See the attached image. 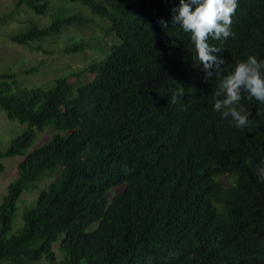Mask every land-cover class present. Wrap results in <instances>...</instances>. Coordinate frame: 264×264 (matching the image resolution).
<instances>
[{"label": "trees", "instance_id": "trees-1", "mask_svg": "<svg viewBox=\"0 0 264 264\" xmlns=\"http://www.w3.org/2000/svg\"><path fill=\"white\" fill-rule=\"evenodd\" d=\"M67 1L117 42L74 82L0 73V109L27 125L0 151V173L23 158L0 204V264H264V0ZM52 17L11 40L36 49L91 21ZM54 174L17 225L21 196Z\"/></svg>", "mask_w": 264, "mask_h": 264}, {"label": "rangeland", "instance_id": "rangeland-1", "mask_svg": "<svg viewBox=\"0 0 264 264\" xmlns=\"http://www.w3.org/2000/svg\"><path fill=\"white\" fill-rule=\"evenodd\" d=\"M51 4L50 13L43 16L33 13L25 6L17 8L18 0H0V73L16 72L22 88H48L61 76H70V80L74 82L76 72H81L107 55L109 50L107 43L117 42L113 34L107 33L108 22L94 17L84 6L71 5L67 0H51ZM59 7H67L71 13H80L91 21L84 27L71 26L58 37L37 42L36 49H30L11 40L12 35L24 32L31 23L40 27L49 25L53 19L52 14L56 13ZM75 42L82 46L81 50H70ZM87 78H91V75H87ZM26 128L27 125L9 120L0 109V151L5 152L11 141ZM53 133L55 130L52 128L36 132L34 144L28 149V153L48 143ZM22 160V157H11L2 161L4 170L0 173V204L8 193L10 184L18 178V166ZM55 175L42 181L39 190L21 196L17 225L22 223L25 209L33 204L41 190L55 179ZM122 191L123 187H120L113 190L112 194L116 195ZM54 252L59 260L63 258L59 244L55 245ZM37 264H47V261L43 260Z\"/></svg>", "mask_w": 264, "mask_h": 264}]
</instances>
